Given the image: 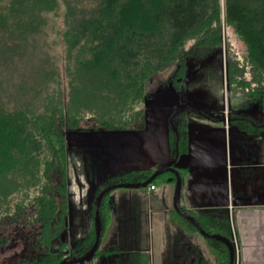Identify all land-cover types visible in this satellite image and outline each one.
<instances>
[{
    "label": "trees",
    "instance_id": "trees-1",
    "mask_svg": "<svg viewBox=\"0 0 264 264\" xmlns=\"http://www.w3.org/2000/svg\"><path fill=\"white\" fill-rule=\"evenodd\" d=\"M82 1L0 0V62L6 64L9 57L22 53L46 27L45 15L60 11L68 81L66 104L51 87L50 74L42 75L37 88L42 97L32 109L20 102L10 109L0 99V226L25 221L37 228L29 253L15 264H61L84 256L88 258L83 264H89L100 253L98 245L89 254L96 237L93 218L74 252L64 244L60 253L50 250L68 218L65 135L84 128L105 133L144 130L150 82L175 65L178 72L169 87L183 96L188 56L221 58L225 50L231 86L244 90L243 96L259 103L261 111L260 117L237 113L232 122L247 135L264 130V0H84L93 1L88 6ZM227 28L243 43L241 61L225 49L221 35ZM193 113L199 112L186 107L171 113L168 170L143 188L182 182L187 170L175 163L188 148L187 125ZM81 122L88 125L82 128ZM157 170L111 174L96 198L111 185L144 183ZM109 197L108 192L99 200L101 236L110 225ZM184 212L190 218L178 222L191 230L197 226L207 237L215 264H229L230 251L235 255L229 221ZM5 244L0 240V247Z\"/></svg>",
    "mask_w": 264,
    "mask_h": 264
},
{
    "label": "crops",
    "instance_id": "crops-1",
    "mask_svg": "<svg viewBox=\"0 0 264 264\" xmlns=\"http://www.w3.org/2000/svg\"><path fill=\"white\" fill-rule=\"evenodd\" d=\"M150 83L145 129L103 133L109 171L102 175V182L106 174L160 169L170 162V115L195 106L169 89L168 81L158 77ZM237 98L234 92L232 99L236 102ZM226 111L230 112V122L225 125ZM234 114L224 106L219 117L190 116L188 148L175 163L187 170L181 183H165L152 191L131 188L109 192L110 225L101 236L99 255L89 264H107L112 254L123 255L132 249L138 257L136 264H142L143 254L148 256V264H215L214 255L210 253V257L206 252L207 237L197 226L191 230L178 222L190 218L184 211L229 221L235 248L233 264H264V153L259 144H238L243 135L232 122ZM233 149H241L243 159L236 160ZM95 200L93 194L84 204L90 213L84 232L93 221ZM67 204L69 213L73 201L68 195ZM129 228L135 230L133 238L128 235ZM146 238L150 252L140 250V241L144 243Z\"/></svg>",
    "mask_w": 264,
    "mask_h": 264
},
{
    "label": "rangeland",
    "instance_id": "rangeland-1",
    "mask_svg": "<svg viewBox=\"0 0 264 264\" xmlns=\"http://www.w3.org/2000/svg\"><path fill=\"white\" fill-rule=\"evenodd\" d=\"M92 2L83 0L82 4L88 6ZM44 18H47L46 27L33 37L34 39L26 47L22 48L24 51L15 57H9L6 64L0 62V99H3L8 108L12 107L15 102H20L29 109H32L34 104L36 106L42 97V95L38 96L39 90L37 88L44 80L42 78L43 74H50V81H53L51 87L55 89V94L60 95L58 100L62 101L63 104H66L68 101L66 63L60 37L63 31V15L59 11L55 14H47ZM221 36L223 41L225 39L227 46L225 49L229 51L231 58L241 61L245 48L238 36L230 28H227L224 32L222 31ZM224 51L222 49L221 59L215 55L211 57L207 56L206 58L197 56L187 57L188 61L185 62L184 92L183 96H181L190 100L191 105L195 106L192 108L196 109L199 113L201 111L205 113L204 115L193 113L190 116L219 117V112L222 111L224 106L230 107L232 112L235 113L246 112L253 117L261 115L259 103L239 97V94L244 93V90L236 89L238 100L235 102L232 99L234 96L233 88L230 83L225 84L223 81L225 63L222 60L223 58L225 59ZM177 72L178 68L172 65L165 69L158 77L163 81L169 82ZM169 89L171 88L169 87ZM174 93L176 94L175 91ZM86 125H88L87 122H81L82 128ZM239 131L243 135L238 141L240 146L241 144L253 142L259 144L261 146L260 149L264 153V130L254 135H247L243 131ZM103 133L102 130L84 128L77 132H67L65 135L64 178L66 180L68 198L73 201V204L67 215L68 218L66 220H68V224L65 225L62 234L55 237L51 245H49L52 251L60 253L62 244L66 243L67 247L74 252L78 246L77 244H79L77 242L79 240L82 241L84 238V224L86 220L87 222L90 221L89 209L84 207V204H86L88 197L96 194L95 192L98 188L110 176L106 174L104 181H101L104 172L109 171L108 165H106V150L102 142L104 139ZM233 150L237 155V158L234 155L236 160L243 159V151L241 149ZM161 186L159 187L162 188ZM123 190L116 189L113 191ZM143 215L145 216L144 212ZM22 222L19 226H0V240H5L6 242L4 246L0 247V264H15L20 256L25 257L29 253L30 246L35 241L33 233L37 231V228L33 224L25 221ZM119 222L117 224L121 226L122 224ZM134 233L135 230H130L128 235L133 238ZM142 241L143 239L140 241L143 247L140 246V250L150 252V242H147L149 240L146 238L144 243ZM72 245L77 246L73 248ZM99 250H101L100 247ZM206 252L210 255L208 250ZM135 253V249H132V251H128V253L126 252L123 255L112 254L107 264H125L129 261H132V264H136L137 261L135 259L138 257ZM143 256L142 264H148V256L144 254ZM210 257L212 256L210 255Z\"/></svg>",
    "mask_w": 264,
    "mask_h": 264
},
{
    "label": "water",
    "instance_id": "water-1",
    "mask_svg": "<svg viewBox=\"0 0 264 264\" xmlns=\"http://www.w3.org/2000/svg\"><path fill=\"white\" fill-rule=\"evenodd\" d=\"M146 102V101H145ZM225 122V119L223 120ZM108 133H117V132H108ZM165 170H168L166 169V167H161L160 169H158L153 175L152 177L149 178V180H147L146 182L144 183H141V184H137V185H116V186H111V187H108L105 189V191L103 193H107V192H111L112 190H115V189H131V188H143V187H146L151 180L154 179V177H156L159 173L161 174V172H164ZM172 170V169H170ZM103 194L99 195L96 200H95V204L93 205L95 207V222H96V237H95V243H93V248L91 250V253H93L95 251V249L97 248L98 246V242H99V239H100V229H99V222H98V218H99V213H98V208H99V200L101 198ZM230 251V250H229ZM230 258H231V262H229V264H232L234 263V254L232 251H230ZM80 262V260L78 261H69V262H66V263H63V264H76Z\"/></svg>",
    "mask_w": 264,
    "mask_h": 264
},
{
    "label": "flooded vegetation",
    "instance_id": "flooded-vegetation-1",
    "mask_svg": "<svg viewBox=\"0 0 264 264\" xmlns=\"http://www.w3.org/2000/svg\"><path fill=\"white\" fill-rule=\"evenodd\" d=\"M224 56H225V54H224ZM221 57H222V56H221ZM217 58H218V56H217ZM219 59H221V58H219ZM225 60H226V59L223 58L222 61L225 63V64H224L225 71H224V73H223V74H224V79H223V81H224V83L226 84V83H230V82H229V74H228V73H229L228 63H227V61H225ZM232 88H233V93L235 92V94H236V89H238V88H236V87H232ZM243 94H244V93L239 94V97H241V98L244 97ZM244 98H245V97H244ZM245 99L247 100V98H245ZM259 108H260V107H259ZM259 112H260V111H259ZM226 113H227V117H228V122H230V117H229V113H230V112H227V111H226ZM234 113H235V112H233V114H234ZM239 113H241V114H243V115L250 116V115L246 114V112H239ZM257 113H258V112H257ZM235 114H236V113H235ZM235 114H234L233 117H232L233 119L235 118ZM251 117H253V116H251ZM257 117H258V116H257ZM259 117H260V115H259ZM233 119H232V121H233ZM233 123H234V122H233ZM117 185H121V184H117ZM111 186H116V185H111ZM111 186H109V187H111ZM107 188H108V187H107ZM105 189H106V188H105ZM105 189L102 190L101 192H99V195H101V194H103V195L106 194V193H103V192L105 191ZM115 190H116V189H115ZM112 191H113V190H112ZM66 193H67V186H66ZM95 193H96V192H95ZM107 193H108V192H107ZM95 195H96V194H95ZM99 195H98V196H99ZM103 195H102V196H103ZM66 197H67V195H66ZM93 210H94V209H93ZM98 213H99V212H98ZM67 215H68V210H67ZM92 215H93V214H92ZM67 217H68V216H67ZM92 218L94 219V218H95V215H94V217H92ZM94 221H95V219H94ZM95 223H96V222H95ZM66 224H67V220H66ZM66 224H65V225H66ZM99 229H100V227H99ZM100 240H101V234H100L99 242L97 243L98 245H99V243H100ZM80 243H81V242H80ZM80 243H79V244H80ZM94 243H95V242H94ZM77 245H78V244H77ZM93 245H94V244H93ZM76 248H77V247H76ZM92 248H93V247H92ZM96 249H97V248H96ZM96 249H95V250H96ZM75 250H76V249H75ZM91 250H92V249H91ZM70 252H71V251H70ZM72 252H73V251H72ZM89 254H92L91 251H90ZM98 255H99V254H98ZM98 255H97V256H98ZM65 257H66V256H64L63 258L66 259ZM87 258H88V256H84L83 258H78V259L73 258L72 260H64V262H62L61 264L66 263V262H69V261H75V260H76V261L80 260V262H78V263H76V264H83V262H84ZM95 258H96V256H95ZM95 258H94V260H95ZM94 260H93V261H94ZM90 263H91V262H90ZM74 264H75V263H74Z\"/></svg>",
    "mask_w": 264,
    "mask_h": 264
},
{
    "label": "built area",
    "instance_id": "built-area-1",
    "mask_svg": "<svg viewBox=\"0 0 264 264\" xmlns=\"http://www.w3.org/2000/svg\"><path fill=\"white\" fill-rule=\"evenodd\" d=\"M224 119H225V125H226V123L228 122V117H227V113H225V116H224ZM155 188L153 187V186H151L150 188H148V191H152V190H154Z\"/></svg>",
    "mask_w": 264,
    "mask_h": 264
}]
</instances>
